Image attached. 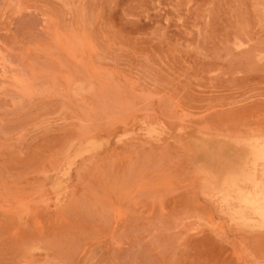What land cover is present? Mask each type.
Segmentation results:
<instances>
[{
    "label": "rangeland",
    "instance_id": "rangeland-1",
    "mask_svg": "<svg viewBox=\"0 0 264 264\" xmlns=\"http://www.w3.org/2000/svg\"><path fill=\"white\" fill-rule=\"evenodd\" d=\"M263 7L0 0V264H264Z\"/></svg>",
    "mask_w": 264,
    "mask_h": 264
},
{
    "label": "bare ground",
    "instance_id": "bare-ground-1",
    "mask_svg": "<svg viewBox=\"0 0 264 264\" xmlns=\"http://www.w3.org/2000/svg\"><path fill=\"white\" fill-rule=\"evenodd\" d=\"M185 1V0H184ZM91 2V1H90ZM106 2V1H105ZM104 2V3H105ZM114 2V1H113ZM104 3H102V4H104ZM107 3V2H106ZM105 3V4H106ZM180 3V2H179ZM241 3V2H240ZM101 4V5H102ZM108 4V3H107ZM237 4V3H236ZM249 5V4H248ZM93 6V5H92ZM253 7V6H252ZM261 7V6H260ZM264 8V7H263ZM231 9H233V8H231ZM262 9V8H261ZM264 10V9H263ZM108 11V10H107ZM106 11V12H107ZM258 12V11H257ZM211 14V13H210ZM251 14V13H250ZM226 15V14H225ZM228 16V15H227ZM230 17V16H229ZM228 17V18H229ZM239 17V16H238ZM252 17V16H251ZM216 18V17H215ZM220 18V17H219ZM237 18V17H236ZM206 19V18H205ZM219 20V19H218ZM226 20H227V18H226ZM239 20V19H238ZM253 20V19H252ZM222 21V20H221ZM221 21L219 22V23H221ZM228 21V20H227ZM232 21V20H231ZM249 21V20H248ZM206 22V21H205ZM229 22V21H228ZM239 22V21H238ZM237 22V23H238ZM247 23V22H246ZM250 23H252V22H250ZM206 24V23H205ZM216 24V23H215ZM241 24V23H240ZM217 25V24H216ZM190 26V25H189ZM222 26V25H221ZM225 26V25H224ZM227 26V25H226ZM234 26H236L235 24H234ZM238 26V25H237ZM236 26V27H237ZM249 26H252V25H249ZM242 27H244L243 25H242ZM248 27V26H247ZM217 27H215V29H216ZM226 28V27H225ZM239 28V27H238ZM244 28H246V27H244ZM182 29V28H181ZM189 30V29H188ZM228 30H230V29H228ZM246 30V29H245ZM183 31V30H182ZM193 31H194V29H193ZM217 31V30H216ZM215 31V32H216ZM225 31V30H224ZM220 32H221V29H220ZM240 32V31H239ZM238 32V33H239ZM245 32V31H244ZM217 33V32H216ZM245 33H247V32H245ZM244 33V34H245ZM188 34V33H187ZM235 34V33H234ZM218 35V34H217ZM102 37H103V35H101ZM242 36V35H241ZM227 37V36H226ZM225 37V38H226ZM238 37H239V35H238ZM246 37H247V35H246ZM231 38H232V36H231ZM240 38V37H239ZM248 38V37H247ZM246 38V39H247ZM236 39H237V37H236ZM246 39H245V41H246ZM212 40V39H211ZM210 40V41H211ZM242 40V39H241ZM251 40V39H250ZM226 41H228V40H226ZM239 41V40H238ZM243 41H244V39H243ZM249 40H247V42H248ZM91 42V41H90ZM230 43V42H229ZM91 44V43H90ZM89 44V45H90ZM220 44H222L221 42H220ZM245 44V43H244ZM231 45V44H230ZM92 50H93V48H92ZM260 52H262V51H260ZM264 52V51H263ZM257 54V53H256ZM134 55V54H133ZM258 55H259V53H258ZM248 56V55H247ZM260 56H263L262 58H264V55H259V57ZM246 57V56H245ZM257 57V56H256ZM261 59V58H260ZM247 60H249V58L248 59H246V61ZM245 62V61H244ZM214 71V70H213ZM238 71H239V69H238ZM263 72V71H262ZM234 77V76H233ZM248 84V83H247ZM251 84V83H250ZM242 85V84H241ZM228 86V85H227ZM231 86V85H230ZM243 86V85H242ZM198 87V86H197ZM230 88V87H229ZM231 88H234V87H231ZM230 88V89H231ZM255 119V118H254ZM246 125V124H245ZM243 126V125H242ZM261 125H259V127H260ZM246 127V126H245ZM251 127H253V126H251ZM240 128V127H239ZM238 128V129H239ZM260 128H262V127H260ZM246 130V129H245ZM245 130H243V131H245ZM238 131H240V130H238ZM200 133V132H199ZM200 134H202V133H200ZM199 134V135H200ZM204 136V135H203ZM203 136H202V138H203ZM194 139H196V138H194ZM233 139V138H232ZM234 139H236V138H234ZM251 139V138H250ZM238 140V139H237ZM199 141V140H198ZM201 141V140H200ZM254 141H256L255 140V137H254ZM88 142H90V141H88ZM91 142H92V140H91ZM97 142H99V141H97ZM96 141H95V139H94V142H93V146H95L94 145V143H96V144H98ZM239 142V141H238ZM73 143V142H72ZM85 143H86V141H85ZM199 143H201V142H199ZM212 143V142H211ZM74 144V143H73ZM80 144V149H82V147H81V142L79 143ZM79 144H78V147H79ZM90 144V143H89ZM99 144H100V142H99ZM98 144V145H99ZM233 144H234V142H233ZM249 144H251V143H249ZM257 144V143H256ZM76 145H77V143H76ZM75 145V146H76ZM192 145V144H191ZM82 146H85L86 147V144H84V145H82ZM234 146V145H233ZM255 146V145H254ZM253 146V147H254ZM69 147V146H68ZM77 147V146H76ZM77 147V148H78ZM84 147V148H85ZM92 146L90 145V149H92L91 148ZM96 147H97V145H96ZM95 147V148H96ZM232 147V146H231ZM71 149H74L73 148V145H72V147H70ZM69 148V149H70ZM210 148V147H209ZM76 149V148H75ZM79 149V148H78ZM79 149V150H80ZM88 149V148H87ZM94 149V148H93ZM216 149V148H215ZM234 149V148H233ZM67 150H68V148H67ZM66 150V151H67ZM84 150V149H83ZM73 151V150H72ZM78 151V150H77ZM76 151V152H77ZM85 151H86V148H85ZM76 152H75V155H76ZM87 152V151H86ZM85 152V153H86ZM88 152H89V150H88ZM87 152V153H88ZM67 153H68V151H67ZM66 152H65V154H67ZM233 153V152H232ZM249 154V153H248ZM83 155V154H82ZM205 155V154H204ZM215 155V154H214ZM247 155V154H246ZM250 155V154H249ZM248 155V156H249ZM68 156H69V154H68ZM71 156V155H70ZM69 156V160L68 161H70V157ZM73 156H74V151H73ZM244 156H245V154H244ZM78 157V156H77ZM237 157V156H236ZM252 157H253V159L255 160V161H262L263 163H264V137L260 140V142L257 144V146H255L254 147V149H253V151H252ZM64 158H65V156H64ZM63 158V159H64ZM213 158H214V156H213ZM231 158V157H230ZM240 158V157H239ZM66 159H67V156H66ZM65 159V160H66ZM74 159L72 158V161H73ZM211 160V159H210ZM231 160V159H230ZM67 161V162H68ZM72 161H70V162H72ZM214 161V160H213ZM239 161V160H238ZM242 161H243V159H242ZM246 161V160H245ZM249 162H251V161H249ZM69 163V162H68ZM203 163H204V161H203ZM210 163V162H209ZM246 163V162H245ZM252 163V162H251ZM70 164V163H69ZM227 164L228 165H231V164H229V162H227ZM249 164V163H248ZM233 165H234V163H233ZM241 166H243V165H241ZM213 167V166H212ZM234 167V166H233ZM263 167V166H262ZM201 168V167H200ZM204 168H206L205 166H204ZM226 169V168H225ZM241 169V168H240ZM229 170L231 171V169L229 168ZM54 171V170H53ZM65 171V170H64ZM248 172V171H247ZM67 173V172H66ZM65 172H64V174L65 175H67ZM210 173V172H209ZM215 173L216 172H214V175H215ZM47 174H49V173H47ZM53 174H54V172L52 173V175L51 176H53ZM211 174V173H210ZM228 174V177L226 178L227 180L229 179V181H230V183H232V184H236L235 182L236 181H243V183L244 182H247V183H249L250 185H251V187H252V191H249L248 192V190H247V192H248V195L249 196H247L246 194V198L244 199V202L245 203H243L244 205H246L247 207H249V208H251L252 209V211H253V214H256L257 216H260L261 217V219H262V221H264V186H263V184H261L259 181H258V179H259V175H258V173H256V172H253V173H251V174H241V173H237V172H228L227 173ZM261 174H262V176L261 177H264V170L263 171H261ZM62 175H63V173H62ZM212 175V174H211ZM213 175V176H214ZM42 176H44V174L42 175ZM68 176V175H67ZM45 177V176H44ZM48 177L50 178V174L48 175ZM47 177V178H48ZM48 178V179H49ZM206 178H208V177H206ZM44 179H46V178H44ZM48 179H46V181L48 180ZM223 180V179H222ZM51 181V180H50ZM44 182H45V180H44ZM48 182H49V180H48ZM219 183V182H218ZM50 184V183H49ZM206 184H208V183H206ZM242 184V183H241ZM52 185V184H51ZM50 185V186H51ZM212 185V184H211ZM210 185V186H211ZM52 186H54V185H52ZM51 186V187H52ZM57 186V185H56ZM208 186V185H207ZM206 185L204 186V187H207ZM219 186V185H218ZM217 186V187H218ZM229 186V185H228ZM238 186V185H237ZM49 187V186H48ZM51 187H50V190H51ZM204 187H202L203 188V190L205 189H207V188H204ZM234 187V186H233ZM232 187V188H233ZM53 188V187H52ZM58 188V187H57ZM56 188V189H57ZM230 188V187H229ZM237 188V187H236ZM55 189V187L52 189V190H54ZM212 189V188H211ZM241 189V188H240ZM239 190V189H238ZM238 190H235V191H237L238 192ZM219 191V190H218ZM228 191V190H227ZM240 191V190H239ZM241 191H244L243 189L241 190ZM220 192V191H219ZM236 192V195H234L235 197L237 196V195H239L238 193ZM246 192V193H247ZM62 193V192H61ZM60 193V194H61ZM201 193V192H200ZM241 193H243V192H241ZM212 194H213V192H212ZM235 194V193H234ZM218 195V194H217ZM213 196V195H212ZM240 196V195H239ZM203 197V196H202ZM211 197V196H210ZM230 197V196H229ZM237 198V197H236ZM240 199H241V197H240ZM54 200V199H53ZM206 200V199H205ZM237 201V200H236ZM214 202V201H213ZM218 202V201H217ZM216 203V202H215ZM219 203H220V201H219ZM210 204H213L212 202L210 203ZM239 204V203H238ZM213 207H215L214 205H213ZM219 207V206H218ZM226 207V206H225ZM220 208V207H219ZM239 208V207H238ZM236 209L237 208H235L233 211H235L236 212ZM245 209V208H244ZM217 210V209H216ZM250 210V209H249ZM14 211H16V210H14ZM230 210H228L227 212H229ZM232 211V210H231ZM238 211V210H237ZM214 212H215V210H214ZM221 213H224V212H221ZM233 213V212H232ZM243 213V212H242ZM19 214V213H18ZM16 215V214H15ZM224 215H226V214H224ZM228 215V214H227ZM230 216H231V213L229 214ZM200 217H202V216H200ZM232 217H233V215H232ZM259 217V218H260ZM231 219V217H229V220ZM245 219V218H244ZM248 219V218H247ZM236 220V219H235ZM252 220H255V219H252ZM202 221V220H201ZM232 221H233V219H232ZM241 221H244V220H241ZM256 221V220H255ZM206 222V221H205ZM228 222V221H227ZM254 222V221H253ZM245 223H247V222H245ZM248 223H249V221H248ZM257 223H258V221H257ZM199 224H201V223H199ZM208 224V223H207ZM239 224H241V225H243L242 223H240L239 222ZM261 224V223H260ZM247 225V224H246ZM252 225V224H251ZM255 225H256V223H255ZM258 225H259V223H258ZM262 225V224H261ZM231 226V225H230ZM257 226V225H256ZM236 227V226H235ZM239 227V226H238ZM237 227V228H238ZM248 228L249 227H251V226H247ZM259 227H260V225H259ZM252 229V228H251ZM25 240V239H24ZM23 244V243H22ZM25 246V245H24ZM39 248V247H38ZM32 249H35V248H32ZM41 249V248H40ZM34 251V250H33ZM38 251V250H37ZM40 251H42V249L40 250ZM233 251V250H232ZM243 253V252H242ZM239 260H240V258H239ZM260 263V262H259Z\"/></svg>",
    "mask_w": 264,
    "mask_h": 264
}]
</instances>
